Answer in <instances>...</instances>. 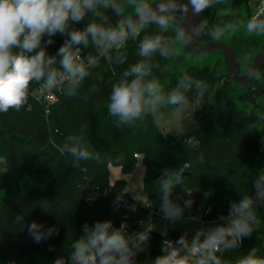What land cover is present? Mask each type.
<instances>
[{
    "label": "trees",
    "instance_id": "16d2710c",
    "mask_svg": "<svg viewBox=\"0 0 264 264\" xmlns=\"http://www.w3.org/2000/svg\"><path fill=\"white\" fill-rule=\"evenodd\" d=\"M97 11L99 15L89 11L81 21H70L66 32L82 31L90 23L105 28L118 25L110 7L98 5ZM249 14L251 19L253 15ZM226 20L222 17L214 21L200 35V41L212 40L213 30L221 28ZM176 34L177 29L171 25L166 30L145 25L137 37L129 35L123 48H112L108 55L101 54L89 37L87 47L80 44L73 48L78 47L86 59L96 57L98 63L88 68L89 75L75 96L62 94L65 84L56 91L57 101L47 114L45 105L33 95L43 81L33 82L28 101L19 111L0 113V159L5 162L4 170H0V264H56L57 260L72 264V245L83 235V225L91 227L98 221H111L113 228L126 222L136 233H146L148 240L133 257V264H153L169 239L182 236L179 231L161 233L151 228L156 220L154 212L162 210L161 186L168 179L173 182L169 199L180 207L181 216H188L206 200L212 210L202 217L215 220L245 195L252 198L260 223L253 225L252 235L244 237L235 249L217 255L223 264H236L252 248H256L257 256L264 257V201L255 188L256 180L264 174V131L229 96V75L218 74L216 67L167 73L165 102L178 88L187 100L186 104L172 106L185 109L189 103L202 104L212 98L200 125L185 132H165L154 109L128 125H119L107 110L113 84L123 79L124 71L132 65L142 60L150 65V75L145 79L166 74L177 57ZM157 35L167 42L171 54L161 56L157 50L150 57L140 56V42ZM48 39L47 35L43 37L41 47L49 56H56L64 45V36L57 33L51 44H46ZM56 59L58 67L60 57ZM261 78L264 67L250 81V97L254 92H264L255 87ZM182 81L190 82V86L181 87ZM66 146L87 150L89 159L78 160ZM139 160L145 166L144 205L135 203L125 192V178L111 183L109 177L110 165L121 167L128 175ZM90 195H94L93 200H88ZM126 203L135 208L128 209ZM17 216L21 217L19 221ZM33 222L43 225L41 232L49 228L55 231L37 243L28 232Z\"/></svg>",
    "mask_w": 264,
    "mask_h": 264
},
{
    "label": "clouds",
    "instance_id": "9594fccd",
    "mask_svg": "<svg viewBox=\"0 0 264 264\" xmlns=\"http://www.w3.org/2000/svg\"><path fill=\"white\" fill-rule=\"evenodd\" d=\"M135 4L136 22L131 18L118 23L116 27L105 28L97 23H90L82 31H70L67 42L58 49L56 56H49L41 42L48 36L46 44L52 43V37L57 33L68 31L71 22L81 21L87 12L99 15L97 6L121 9L115 0H0V113L10 109L19 111L28 101L30 87L33 82L43 81L47 89H63L66 96H75L85 77L89 75L88 68L95 66L96 57L89 56L87 64L82 60L80 49L74 45L91 42L105 52L112 48L124 47L125 41L131 35L137 37L145 25L149 23L167 29L178 14L187 13V6L177 3V0H129ZM217 0H188L194 15H199L205 9L215 4ZM155 4V7H153ZM264 10L252 16L246 24L249 35H264ZM235 32V25L227 26ZM226 29L216 28L212 32L213 40H220ZM194 33L197 31L192 30ZM176 39L187 44L191 42L183 29H178ZM159 50L161 56L171 54L167 42L157 35L145 37L139 45V54L150 57ZM60 57L59 66L56 57ZM121 63L123 61L121 60ZM150 75V65L140 61L124 71L123 79L113 84L107 110L117 119L119 125H128L140 119L144 114L165 101L160 84L155 80H146ZM258 76V74H257ZM132 77V79H128ZM187 80L188 78L185 77ZM189 84L181 82V87L187 89ZM166 102L171 105L186 104L185 96L179 88L168 94ZM74 140L75 137H68ZM66 151L78 160H88L90 153L77 146H66ZM176 183L180 177H175ZM162 211L168 219H177L182 210L173 204L169 196L173 187L172 180L162 183ZM258 197L264 201V174L255 182ZM191 205V201L187 202ZM254 201L245 195L238 203L230 206L229 216L225 223L198 231L189 242L181 236L176 244L167 243L162 249L163 254L156 257L153 264H223L217 255L225 250L235 249L244 237H250L254 231L253 225H258L253 209ZM21 217L17 216L19 221ZM41 224L33 222L28 232L35 242L51 236L55 229L49 228L41 232ZM201 237H204L201 239ZM148 240L146 233L129 236L124 231V225L113 228L111 221H98L94 226L83 225V235L72 245V264H133L137 251H142L141 245ZM56 264H63L57 260ZM236 264H264V257L257 256L256 248L236 261Z\"/></svg>",
    "mask_w": 264,
    "mask_h": 264
},
{
    "label": "rangeland",
    "instance_id": "374dc122",
    "mask_svg": "<svg viewBox=\"0 0 264 264\" xmlns=\"http://www.w3.org/2000/svg\"><path fill=\"white\" fill-rule=\"evenodd\" d=\"M129 2V0H124V2ZM259 0H251L250 6L252 7L251 14L254 15L258 9L257 4ZM129 4V3H128ZM216 5H226L223 7L222 10H219L218 18L226 17L227 20L223 24L221 28L226 29L224 32V35L221 37V42L226 43H233L234 42V51L235 54L240 62L242 72L247 71L252 63L253 57L255 56L257 50L262 45L264 41V35L257 36L256 34L249 35L246 31V24L248 23V5L246 4V0H217L215 3ZM121 9L120 13L128 17L130 15L134 14V8L135 4H130L129 8L122 9V7H119ZM229 25H235V32L231 31L227 26ZM64 40V39H63ZM217 41V40H216ZM174 49L176 52L177 57L173 62H171L167 68L169 69L170 65L174 63L177 59V65H175V69H173L176 72H184L187 69L191 67H197V68H204L209 67L214 69L217 68V73H225V65L223 60V54L221 51H213L210 53L200 54V53H186L185 46L183 42L177 40L175 38V44ZM98 51H103L101 49H98ZM172 69V70H173ZM168 72L164 74L163 76H151L146 80H155L157 81L162 89V94L166 90L167 82L169 80L168 78ZM258 84L255 85V87L264 89V79H260ZM246 87L242 84H239L237 82H234L231 78L230 85H229V96L234 101L235 105L242 111H244L245 115L248 116L251 119H256L255 122H253L259 129H263V124L258 118V116L264 115V92L263 93H257L254 92V94H251V98L254 100V102L257 105L256 110L254 111L252 117L251 111H252V104L248 101L246 97ZM212 98L208 99L204 103H198V102H192L187 105L185 109L174 107L170 105L167 102H162L158 104L154 108L155 116L158 119L159 125L162 127V129L165 132H171L172 134H178L181 132H185L188 130H191L195 127H198L200 125V117L202 113L208 110V107L211 104ZM57 99L53 102H42L45 105L46 113L48 114L50 112L51 105L55 104ZM264 118V117H263ZM140 159V158H138ZM5 162L3 159H0V170H4ZM144 169V164L142 161H138L136 164V167L134 171L128 175H124L122 172L121 167L119 166H111L109 177L111 180H115L116 176L118 177H124L126 179V187L128 190L132 193L133 197L138 201L143 203L144 197H146V193L144 191L143 187V176L144 172H141V168ZM26 182H31L30 180H26ZM2 195V193L0 194ZM93 200V198H92ZM156 216V220L152 224V229L158 232H164L165 229L168 228L169 221L167 222L163 218ZM194 216H199V214H195ZM223 217V216H221ZM220 217V218H221ZM180 221L182 223H185L188 219L187 216H180ZM227 219V218H226ZM170 220V219H169ZM173 220V219H171ZM190 221V220H189ZM212 221V220H211ZM226 220H213L212 223H209L210 221H207L204 228L203 223L197 221H190L191 222V233L190 238L187 240L191 242V240L195 237L196 233L201 230H208L209 228H212L214 226L223 224ZM178 239H176L177 241ZM179 245H177L178 247Z\"/></svg>",
    "mask_w": 264,
    "mask_h": 264
},
{
    "label": "water",
    "instance_id": "95a60500",
    "mask_svg": "<svg viewBox=\"0 0 264 264\" xmlns=\"http://www.w3.org/2000/svg\"><path fill=\"white\" fill-rule=\"evenodd\" d=\"M124 0H115V3L118 7H120V4ZM156 2H160V0H156ZM178 4L187 6L188 11L187 13L178 14L175 16L174 21L170 23L169 25L175 27L178 29H183L185 31L186 37H190L191 42L190 43H183L185 46L186 53H210L213 51H221L223 54V60L225 65V73L229 75L234 82H237L239 84H242L246 87V97L248 101L252 104V111H251V117L254 113V111L257 108L256 103L254 100L250 97L251 92V86L250 81L259 75L262 68L264 67V44L261 46L257 54L255 55L253 62L251 64L250 69L246 73H242V68L240 65V62L235 54L233 43H226L216 40H209V41H200L199 37L200 35L209 27L211 26L215 21V16L211 18V20L205 22L204 14L203 12L199 15H194L191 9V5L188 3V0H177ZM153 7H155V4H153ZM113 16L117 19V21L120 23L121 21H124L128 18H131L133 22H136L137 16L135 13L131 16L125 17L123 16L120 11H116L114 7H111ZM150 26H156L155 24L149 23ZM193 29L197 30L195 33L192 31ZM69 32H65L63 34L64 40L63 44L67 41ZM260 121L263 124L264 128V118L262 116H258ZM256 119H252L253 122H255Z\"/></svg>",
    "mask_w": 264,
    "mask_h": 264
},
{
    "label": "built area",
    "instance_id": "2783aa9c",
    "mask_svg": "<svg viewBox=\"0 0 264 264\" xmlns=\"http://www.w3.org/2000/svg\"><path fill=\"white\" fill-rule=\"evenodd\" d=\"M257 9H258L257 13L261 12L262 10H264V0H259V1H258ZM257 13H256V14H257ZM125 43H126V41H125ZM124 45H125V44H124ZM114 49H116V48H114ZM116 50H117V49H116ZM108 52H109V50H108L107 52H105V51H100L101 54H105V55H108ZM80 55H81V54H80ZM81 58H82V60L85 62V64H87V60H88V59L84 58L82 55H81ZM63 86H64V85L60 86L59 88L52 89L51 91H49V90L47 89L46 85H44V83H42L39 87H37V88L34 90L33 95H34V97H36V99H37L38 101H42V102H53V101H55V100L57 99V94H56L57 92H56V91H60V90H62V89H63ZM135 156H136L137 158H140V157H141L139 154H135ZM92 198L94 199V195H90V196L88 197V200H92ZM125 205H127L126 207H127L128 209H134V208H135V205H133V204H127V203H126ZM211 210H212V205H211L210 203H208L206 200H203V201L200 202V204L198 205L197 209L194 210V211L189 212L188 215L193 216V215H195V214H199L201 217H202V215L207 216V215L211 212ZM229 211H230V210H229ZM229 211H228L225 215H223V216H229ZM154 214L157 215V216L160 217V218L167 219V218L165 217L164 212H163L161 209L158 210V211H155ZM202 218H203V220H206V218H204V217H202ZM121 225H124V231H125V233H126L127 235H129V236H133V234H137V233L133 230V228L130 227L126 222H122ZM121 225H120V226H121ZM120 226H119V227H120ZM119 227H118V228H119ZM203 238H204V237H201V239H203ZM167 243H171L172 246L177 247L176 239H174V238L169 239V240L167 241ZM178 247H179V246H178Z\"/></svg>",
    "mask_w": 264,
    "mask_h": 264
},
{
    "label": "crops",
    "instance_id": "0c3cea01",
    "mask_svg": "<svg viewBox=\"0 0 264 264\" xmlns=\"http://www.w3.org/2000/svg\"><path fill=\"white\" fill-rule=\"evenodd\" d=\"M251 2V1H250ZM247 4V3H246ZM248 5V9H247V11H248V13H249V11H250V13L252 12V7L250 6V3H248L247 4ZM257 13V12H256ZM256 13L254 14V15H256ZM253 15V16H254ZM141 161V160H140ZM111 166H113V165H110V167H109V173H110V169H111ZM141 168V172H144L145 173V166H144V169L142 168V167H140ZM144 177V176H143ZM118 178H124L123 176L122 177H118V176H116V178H115V180L116 179H118ZM115 180L113 181V180H111L110 179V182L111 183H114L115 182ZM125 192L126 193H128L131 197H132V199L134 200V202L135 203H137V204H141V205H144L145 203H146V200H147V195H146V197H144V200H143V203H141V202H138L134 197H133V195H132V193L128 190V188L127 187H125ZM181 216V215H180ZM228 216H223V217H221V218H218L217 220H221V219H224V220H226V218H227ZM187 221L185 222V223H182L181 221H180V219L179 218H177V219H174V220H169L168 218L167 219H164V220H168L169 221V223H167L168 224V228L167 229H165L164 230V232H161V233H169L170 231H179V232H181L182 233V236H184L186 239H188V238H190L191 236H190V233H191V228H190V226H191V222L190 221H199V222H202L203 223V228H204V226H205V224H206V222L207 221H209V220H203V218L200 216H190V215H188L187 216ZM190 220V221H189ZM167 221V222H168ZM213 221V220H212ZM212 221H210V222H208V224L209 223H212ZM225 223V222H224ZM151 228H152V225H151ZM154 230V229H153ZM204 230V229H203Z\"/></svg>",
    "mask_w": 264,
    "mask_h": 264
},
{
    "label": "flooded vegetation",
    "instance_id": "af4514ba",
    "mask_svg": "<svg viewBox=\"0 0 264 264\" xmlns=\"http://www.w3.org/2000/svg\"><path fill=\"white\" fill-rule=\"evenodd\" d=\"M129 3V4H128ZM130 4H133V3H130V2H122L121 4H120V7H122V9H127V8H129V6H130ZM224 6H226V5H216V4H213L211 7H209V8H207V9H205L204 11H203V14H204V19H205V22H207V21H209V20H211V18L213 17V16H215V21L218 19V15H219V10H222L223 9V7ZM131 16V15H130ZM223 17H224V15H223ZM247 17H248V21L250 20V14L248 13V15H247ZM222 18V17H221ZM223 26V25H222ZM253 34H255V33H253ZM213 40V39H212ZM264 44V41H263V43H262V45ZM261 45V46H262ZM261 46L259 47V49L261 48ZM233 47H234V42H233ZM259 49L257 50V52L259 51ZM257 52H256V54H257ZM255 54V55H256ZM255 57V56H254ZM254 57H253V59H254ZM178 59V58H177ZM177 59H176V61L174 62V63H172L171 65H170V67H169V69L167 70V72L168 73H170V72H173V71H175L174 69H175V65H177ZM252 62H253V60H252ZM252 64V63H251ZM173 67H174V69H173ZM251 67V66H250ZM173 69V70H172ZM250 69V68H249ZM248 69V70H249ZM248 70L247 71H245V72H242V73H246V72H248Z\"/></svg>",
    "mask_w": 264,
    "mask_h": 264
}]
</instances>
